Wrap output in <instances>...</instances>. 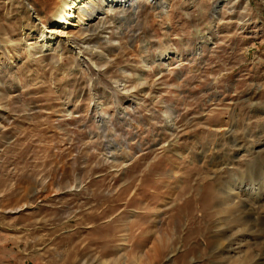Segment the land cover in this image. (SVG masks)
<instances>
[{
  "label": "rangeland",
  "instance_id": "obj_1",
  "mask_svg": "<svg viewBox=\"0 0 264 264\" xmlns=\"http://www.w3.org/2000/svg\"><path fill=\"white\" fill-rule=\"evenodd\" d=\"M6 1L0 264H238L217 255L216 189L264 162V0L104 6L29 56L30 3L55 2ZM254 200L243 247L264 264Z\"/></svg>",
  "mask_w": 264,
  "mask_h": 264
},
{
  "label": "bare ground",
  "instance_id": "obj_2",
  "mask_svg": "<svg viewBox=\"0 0 264 264\" xmlns=\"http://www.w3.org/2000/svg\"><path fill=\"white\" fill-rule=\"evenodd\" d=\"M136 1L138 0H52V3H55L52 7V11L48 14V17L43 15L44 9L40 6V3L37 4L34 1V4H30L32 5L31 8L36 16V19L40 24L41 31L36 35L33 32L23 35V45L26 48L24 50L28 51L27 55L29 56L31 53L30 49H34V47L31 46L33 42L32 39L34 38H36V42L49 47L60 43L61 41L68 42L70 39L65 38V40H63L62 36L68 34L70 28L79 27L81 29L85 26L87 22H89V18L92 16L93 12H96L104 6L108 9L132 6L133 2ZM7 2H9V0H7L6 3ZM16 44L18 45V43L14 42V40H11L8 46L7 44L4 45V48L8 50L13 49L17 46ZM4 52L6 58H11L6 56V50ZM17 54H19V52ZM14 61L15 60H13V62ZM254 162L256 163L257 161ZM244 167H246V165H244ZM247 168H249V166H247ZM251 170L254 171L251 172V174L248 173L244 175L240 172V175L232 174L229 178H224L225 180L221 181L216 189L220 194V197L218 198L216 209H214L216 214H222V217L217 222V227L222 229L220 230L221 234L219 235L218 243H220L219 246H223L222 250L220 253H217V255L226 254L227 256H225L226 258L229 257V260L233 257H237V260H232H235L238 264H249V259L252 254L250 247L253 243H255L254 241L251 242L249 237L255 239L260 236L258 233L261 232V230H258L255 227V222L258 218L257 216L254 217L253 203H249V200L255 199L254 202L261 205L264 204L263 202H260V197L264 194V162L258 163V165ZM246 203L250 204L251 209H248ZM227 228L228 230H235L231 234L228 232L224 233L223 229ZM226 238H228V240ZM221 239L226 240V244H224ZM245 241L252 243L248 246L247 250L243 247L246 245L244 244ZM238 256L242 257L241 262L238 259ZM258 260L261 259H256L255 264H258Z\"/></svg>",
  "mask_w": 264,
  "mask_h": 264
}]
</instances>
